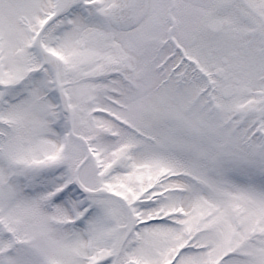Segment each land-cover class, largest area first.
<instances>
[{
    "label": "snow or ice",
    "instance_id": "1",
    "mask_svg": "<svg viewBox=\"0 0 264 264\" xmlns=\"http://www.w3.org/2000/svg\"><path fill=\"white\" fill-rule=\"evenodd\" d=\"M0 264H264V0H0Z\"/></svg>",
    "mask_w": 264,
    "mask_h": 264
}]
</instances>
